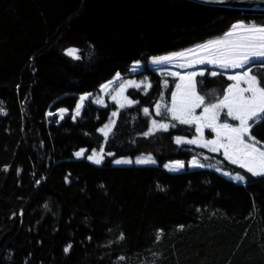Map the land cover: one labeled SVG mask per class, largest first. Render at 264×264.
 Segmentation results:
<instances>
[{"label": "trees", "instance_id": "16d2710c", "mask_svg": "<svg viewBox=\"0 0 264 264\" xmlns=\"http://www.w3.org/2000/svg\"><path fill=\"white\" fill-rule=\"evenodd\" d=\"M238 21L264 25V10L192 0H0V264H264V177L176 144L193 126L144 135L159 118V73L146 67L151 88L129 89L133 105L90 100L72 115L81 95L135 62L221 36ZM254 72L264 86V66ZM229 84L220 72L200 76L197 87L213 103ZM62 108L71 114L48 116ZM113 110L105 137L99 129ZM251 125L264 145V119ZM81 148L103 149L106 160L78 158ZM140 154L157 164L113 165ZM193 157L203 165L164 168Z\"/></svg>", "mask_w": 264, "mask_h": 264}, {"label": "snow or ice", "instance_id": "6c2138e0", "mask_svg": "<svg viewBox=\"0 0 264 264\" xmlns=\"http://www.w3.org/2000/svg\"><path fill=\"white\" fill-rule=\"evenodd\" d=\"M76 51L75 49L67 50L69 55ZM254 58H264V25H246L243 22H237L231 26V30L223 34L222 38L209 40L197 45L194 49L186 50V52L153 57L152 63L160 64L180 60L179 67H190L193 63H207L218 65L223 69H243ZM139 63V61L136 62L137 65ZM169 74L177 76L180 82L176 84V91L172 93L171 106H165L166 111L171 120L182 125H194L196 131V135L192 139L175 137V143L178 145L182 143L199 145L210 149L212 152L222 150L224 156L233 164H239L241 168L246 169L253 176L264 177V147H257L258 142L250 133L252 127L250 121L264 119V86L261 85V81L256 75L251 74V69L230 75L228 79L234 81V83L224 90L222 99H218L211 104H205V98L196 91V72L183 75L179 72ZM119 75L117 73V78H119ZM199 75H204V73L200 72ZM212 75L215 76L217 73L212 72ZM134 84L133 81L127 82V85ZM135 86L139 87V84H135ZM103 87L106 86L102 85ZM125 87V85H122L117 95H114L112 99L117 100L118 96H123ZM148 87H151L150 83ZM86 96L87 94L81 96L80 103L76 105L77 115ZM124 100L128 104L134 103V101L127 100V97H124ZM120 106L124 107V104L121 103ZM161 107L160 103L155 105L157 115H161ZM198 108H202L199 114L196 112ZM59 111L64 113L66 109L62 108ZM143 111L145 114L149 113L148 108H144ZM222 112L226 114V117L237 123L233 124L226 121L222 123ZM112 115L115 117L117 113L113 112ZM112 123L114 124V121ZM151 124L152 128L144 134L145 136L152 134L153 130L162 129L167 131L170 127L168 123L158 122L155 119L151 121ZM171 126L174 127L175 125ZM205 129H211V132L215 134L213 139H205ZM99 131L107 137L111 127L105 125ZM84 151V149H81L75 155L80 157L84 154ZM102 152L103 149H101L100 155L93 152L92 155L88 156V159L99 165L103 161ZM131 162V160L124 159L115 160L116 164ZM136 163H149V161L137 160ZM172 163L176 165L177 169L184 167L182 161ZM192 165L201 166L198 164L196 157H193ZM121 238L123 237L121 236ZM70 248L71 245L66 247L64 251L68 252Z\"/></svg>", "mask_w": 264, "mask_h": 264}, {"label": "rangeland", "instance_id": "374dc122", "mask_svg": "<svg viewBox=\"0 0 264 264\" xmlns=\"http://www.w3.org/2000/svg\"><path fill=\"white\" fill-rule=\"evenodd\" d=\"M238 22H243L246 25L255 24L253 22H246V21H238ZM236 23H234V24H236ZM255 25H258V24H255ZM229 30H231V28ZM222 36L223 35L208 39V40H206V41H204L202 43H205V42H207L209 40H212V39L222 38ZM202 43H200V44H202ZM200 44H197V45H200ZM197 45H194V46H191L189 48L182 49V50H179V51L171 52V53H168V54L160 55V56H166V55H170V54H173V53L186 52V50H188V49H194ZM153 57H159V56L150 57L149 60L147 61V63L139 61L140 63H139V65H137L136 62H135L130 67L129 72L127 74L119 73L120 74L119 78H117V74H116L114 76V78H112L110 81H108V82L103 84V86H106V87L102 88V86H101L100 89L98 90V92H96V93H87L86 99L83 102V105H82V107L79 110V114L78 115L76 114L77 113L76 108H75V110L72 113L73 117H75L74 120H76L77 118H79L81 116V114L83 112V109H84V106H85V103L87 101H90V100H92L95 104L100 105V106H106V105H109V104H115L118 109L123 108V107L120 106L121 103L124 104V107L135 104V102L132 103V104H128L127 101L124 100V97H127V100L133 101L127 94L129 89L136 88V89H140V90L146 92V91H148L151 88V87H148L149 83H150V85H152L150 80H149V78H148V76L143 73V71L146 70V67H147L148 69L151 68L152 70L156 71L157 73H159L162 76L164 89H163V92H162V95H161L159 101L157 102V103H160L162 105V107H161V115H157L156 114V109H155V114H156V116L159 117L157 119V121L158 122H162V123H168L170 125V127L168 129H170L172 127L171 125H173L174 123H178V122L171 120L170 116L168 115V113L166 111V107L165 106H167V107L171 106L172 93L174 91H176V84L179 83L180 81H179V78L177 76H172L169 73H171V72H179V73H181L183 75V74H187V73H190V72H196L197 73V75L195 77L196 91H197V93L200 96H202L200 94V92L198 91V87H197L198 79H199L200 76H202V75H199L200 72H203L204 75L205 74L212 75V72H216V73L222 72V73H225L227 75V77H229L230 75H234L237 72L247 71L250 68L251 69V74L252 75H256L255 72H254L255 67L264 66V58H254L252 61L249 62V64H246L243 69H240V68H237V69H223V68H220L218 65H212V64H207V63H204V64L193 63L190 67H179V64L181 63L180 60H173L172 62H163V63H160V64H153L152 63V58ZM128 81H133V82H135V84H139V87L135 86V84L134 85H127ZM109 82H111V83H109ZM233 83H234V81L230 80V84H233ZM122 85L126 86L125 87V91L123 93V96H118L117 100H113L112 97L114 95H117V93L119 92V90H120ZM241 86H244V85H241ZM169 88H171V92H168ZM84 95H86V94H83L81 96H84ZM222 98H220V99H222ZM98 101H101V102H98ZM78 103H80V98H79ZM213 103H215V102H213ZM205 104H211V103H206L205 102ZM201 111H202V108L196 109L197 114H199ZM113 112L117 113L116 110H113L112 113ZM112 113H111L109 121L107 123H105L101 128H104L105 125H110V127L112 128V126H113L112 122L113 121L115 122V118L117 116L116 115L114 117L112 115ZM69 114H71V112L66 109V111L64 113H61L60 111H57V112H54V113H49L48 116L58 115V117L62 119L65 116H68ZM255 120H257V119H253L252 121H250V124H252V122L255 121ZM225 121L228 122V123H233V124L237 123L235 121H232L230 118L226 117V114L224 112H222L221 113V122L223 123ZM191 126H193L194 129H195L194 125H191ZM160 130H162V129H160ZM153 131H156V130H153ZM250 133H251V129H250ZM195 135H196V131H195V134L192 137L183 136V135H176L175 137L180 136V137H185L186 139H192ZM204 136H205V139H213L215 134L211 132V129H205L204 130ZM179 145L195 146V147L203 148V149H206V150L212 152L210 149L201 147L199 145L188 144V143H182V144H179ZM257 147H264V145L262 143L258 142L257 143ZM81 149H84L85 151H84V154L82 156L78 157V158H87V160L90 161L91 163H94V162L89 160L88 156L92 155L93 152H95L97 155L101 154V150H98V149H95V150H92V151H89L87 148H81ZM81 149H79L78 151H80ZM213 153L221 154L224 159H226L229 163L233 164L230 160H228L224 156L222 150L220 152H213ZM102 155H103V161H102V163H103L106 160V156L104 155L103 152H102ZM110 156H112V155H110ZM118 159L131 160L132 162L128 163V164H116L115 160H118ZM192 159L189 162H185L183 160L168 161L164 165V168L167 171L175 173V172L183 171L186 167L199 168V167H201L203 165L201 160L196 158L197 161H198V164L201 165V166H193L192 165ZM137 160L149 161V163H140V164H138V163H136ZM174 161H182L184 163V167L177 169L176 165L174 163H172ZM156 164H157V159L152 154H140V155H137V156H122V157L115 158L113 160V165L117 166V167L148 166V165H156ZM166 165H167V167H165ZM233 165L239 166V164H233ZM222 174L225 175L226 177H228L230 179H233V180H236V181L245 180V176L241 175V174H233V173H230V172H222ZM255 177H260V176H255Z\"/></svg>", "mask_w": 264, "mask_h": 264}, {"label": "water", "instance_id": "95a60500", "mask_svg": "<svg viewBox=\"0 0 264 264\" xmlns=\"http://www.w3.org/2000/svg\"><path fill=\"white\" fill-rule=\"evenodd\" d=\"M207 5L264 10V0H192Z\"/></svg>", "mask_w": 264, "mask_h": 264}]
</instances>
